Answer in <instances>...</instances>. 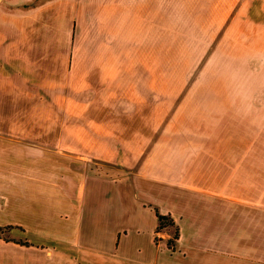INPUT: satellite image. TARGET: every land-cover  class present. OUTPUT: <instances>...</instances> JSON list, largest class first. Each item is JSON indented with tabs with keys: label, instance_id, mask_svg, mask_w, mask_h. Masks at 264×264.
I'll return each instance as SVG.
<instances>
[{
	"label": "crops",
	"instance_id": "crops-1",
	"mask_svg": "<svg viewBox=\"0 0 264 264\" xmlns=\"http://www.w3.org/2000/svg\"><path fill=\"white\" fill-rule=\"evenodd\" d=\"M203 2L207 1L0 0V227L32 228L48 237L43 243L24 238L25 244L0 239V248L19 252L13 257L16 263L264 264V92H255L252 71L260 68L264 75V36L251 50L262 54V63L255 67L248 61L246 93H199L186 109L176 105L164 128L157 127L162 133L175 131L171 121L190 105L199 106V116L204 117L198 127L180 131L184 140L165 147L166 159L156 164L157 174L148 179L116 168V177H110L111 160L119 155L113 150L137 148L138 140L126 146L93 139L40 145L26 136H41V101L67 99L69 115L79 113L74 102L85 101L80 111L92 118V133L113 132L111 118L127 113V84L139 85L138 92L145 93L143 100H132L133 112L142 116L145 104L149 117H157V78L140 80L134 74L127 83L126 20H172L175 4L182 6L185 20L186 9L200 13L196 3ZM207 4L220 14L214 31L220 30L226 15H232L234 29L238 19L260 21L264 28V0ZM82 38L84 48H72V41ZM71 52L93 54L86 56L92 61L83 67L63 57L51 62L46 55L70 57ZM84 76L85 81L79 80ZM79 84L84 85L81 91ZM67 86L68 96L62 92ZM99 117L110 120H94ZM126 181L133 183L132 205L114 208L108 199L120 190H112L113 185ZM48 188L55 221L48 226L38 219L25 227V218L17 215L37 210L29 206L30 192ZM157 212L171 217L178 229L173 245L168 244L173 238L170 228L156 231Z\"/></svg>",
	"mask_w": 264,
	"mask_h": 264
},
{
	"label": "rangeland",
	"instance_id": "rangeland-1",
	"mask_svg": "<svg viewBox=\"0 0 264 264\" xmlns=\"http://www.w3.org/2000/svg\"><path fill=\"white\" fill-rule=\"evenodd\" d=\"M206 1L196 3L201 10L200 13L190 12L189 8L186 9L185 20H182V6L178 4L174 5L175 18L172 20L159 19L156 24L149 20H126L125 63L127 83L132 80L134 74L138 77L136 79L140 80L147 77L157 78V117H149L150 110H147L149 106L146 108L145 104H142L143 110L140 111L142 116L133 112L132 100H143L145 93L140 94L138 92L141 86L127 84V113L121 112L119 117L111 118L112 125H114L113 132L96 131L92 133V118L86 116L85 111H80L85 109V101L74 102L73 108L79 113L69 115L71 103L67 99L56 102L41 101V136L30 132L26 134L27 138L31 141H39L40 145L41 142L49 144L54 142L68 144L71 142L75 144L93 139L126 146L128 143L133 145L134 141L138 140L137 148L113 150L119 155L116 159L111 160L110 168L113 170H110V177H116L115 174L118 173L114 168L129 173L136 171L137 174H141V176L139 175L141 179H148L152 174L156 175L155 171L158 170L156 164L166 159L168 155V149L165 147L174 145L175 141L184 140L185 133L183 131L180 133V131L185 130V128L198 127L200 120L204 118L199 116L201 111L199 106L192 107L190 105L189 111L183 113L182 116L174 117L171 121L170 124L176 129L175 131L169 127V130L160 132L157 127L164 128V122L168 120V115L173 113L176 105L181 104V109H186L187 105L193 104V99L199 98L197 95L203 92L215 93L216 95L229 93L231 90L235 92L237 89L238 94L246 93L248 61L253 62L255 67H260L262 63V54L251 53L252 49H256V45L261 44L259 38L262 39L264 36V28H262L261 22L253 20L251 23L248 20L237 18L241 21H238L237 29H234L235 21L231 19L232 15H226V20H222L224 24L219 27L220 30L214 31L221 23L219 22L221 21L220 14H216L215 7L207 4L208 0ZM240 16L247 17L243 14L238 15V17ZM253 25L254 28L252 29ZM203 26L206 29L203 28L202 30ZM225 29L227 31H224ZM219 40L218 45H215L216 41ZM85 43V38L76 42L73 40L72 48H75L74 44H80L84 48ZM46 55L50 57L48 61L51 62H58L63 57L66 62L76 61L85 67L87 62L91 63L92 61L91 58L86 59V56L92 57L93 54L71 52L70 57L68 54L60 53ZM82 71L85 72V69L83 68ZM252 71L255 92H264V83L261 82L264 78L262 69L255 68ZM87 77L91 79V75ZM79 80L85 81V76ZM78 86L79 91H81L84 85L79 84ZM69 89V86L62 88V92H66V96H68ZM134 89H136L135 95ZM75 112L73 111V113ZM107 119L110 120V118H94L95 121ZM153 146H157L156 149H152ZM174 152L171 154L172 157L177 155L176 150ZM109 156L110 159L114 157L111 154ZM145 183L143 180L142 184ZM132 184L130 181H126L118 187L113 185L114 189L112 190L119 189L120 191H116L110 196L109 204L114 208L123 205L131 206L130 185L132 186ZM50 191L48 188L40 192L35 190L30 192L29 206L37 208V210L27 215L23 213L17 215L19 218H25V222H22L25 227L34 225L33 223H37L38 219L40 223L42 221L48 226L53 224L55 221L53 220L52 208L53 193ZM169 228L174 234L173 227ZM47 231L51 232L50 230ZM24 238L34 243H40L48 237L41 236V231H35L32 228L22 231L13 226L0 227V239L24 242L22 241L25 240ZM18 253L13 248H0V264H19L13 258ZM2 257L4 260H1ZM20 264L34 263L21 262Z\"/></svg>",
	"mask_w": 264,
	"mask_h": 264
},
{
	"label": "trees",
	"instance_id": "trees-1",
	"mask_svg": "<svg viewBox=\"0 0 264 264\" xmlns=\"http://www.w3.org/2000/svg\"><path fill=\"white\" fill-rule=\"evenodd\" d=\"M156 215H157V219H158V224L156 227L157 232L164 229V228L173 227V230H174L173 238L168 241L169 245H173L174 239H176L178 237V229L175 226L173 219L167 215L159 214L158 212ZM5 240H8V239H5ZM23 244H25V242H23Z\"/></svg>",
	"mask_w": 264,
	"mask_h": 264
}]
</instances>
